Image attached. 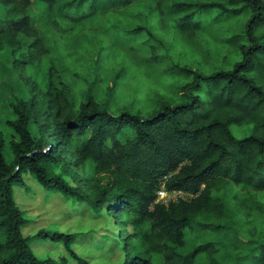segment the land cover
I'll list each match as a JSON object with an SVG mask.
<instances>
[{"label":"trees","instance_id":"16d2710c","mask_svg":"<svg viewBox=\"0 0 264 264\" xmlns=\"http://www.w3.org/2000/svg\"><path fill=\"white\" fill-rule=\"evenodd\" d=\"M0 4V54L10 49L16 64L33 72L48 66L56 104L46 136L48 124L37 135L32 129L40 124L35 96L14 103L16 118L7 121L18 136L12 163L0 138V264H67L39 258L34 238L62 241L78 264H91L71 250L70 234H24L28 221L14 186L25 184L26 172L118 219L125 258L117 264H222L243 245L249 252L229 264H264V240L215 236L233 226V200L264 213V201L254 198L264 194V0ZM179 41L187 53L175 56ZM132 65L135 72L161 68L184 77L185 100H166L148 117L113 114L97 103L99 84L110 79L105 90L113 98ZM85 68L95 69L94 79L79 78ZM41 87L33 91L45 97ZM232 125L246 134L235 135ZM163 183L190 197L156 203ZM237 190L249 196L239 198Z\"/></svg>","mask_w":264,"mask_h":264},{"label":"rangeland","instance_id":"374dc122","mask_svg":"<svg viewBox=\"0 0 264 264\" xmlns=\"http://www.w3.org/2000/svg\"><path fill=\"white\" fill-rule=\"evenodd\" d=\"M1 8L0 16L5 15ZM169 38L173 39L170 33ZM183 51L187 53V49H184L182 42L179 41L175 56H180ZM16 57L17 54L14 55L10 49L0 54V138L3 140V154L9 163L15 159L12 142L18 140L17 134L7 123L9 119L16 118L13 111L14 103L19 99L29 101L35 96L37 106L34 110L40 121L36 128L35 126L32 127L36 135L38 128L45 124L49 125V131L45 135H49L53 128L52 121L56 111V104L53 105L51 102L53 95L47 79L48 66H43L37 72L34 69L35 72H33V68L18 66L14 61ZM130 67V74L121 81L118 92L113 98H110L105 90L106 85L111 83L110 79L107 83L104 81L99 84L100 89L96 101L113 114L129 111L148 117L154 114L166 100L173 105L185 100L184 96L181 95L183 91L181 86L186 82L184 77L167 75L161 68L151 70L150 74H146L141 71L135 72V65ZM62 74L71 75L69 71H63ZM79 78L94 79L95 69L85 68ZM68 79L71 81L74 77L71 76ZM79 81L81 80L79 79ZM34 85L42 86L41 89L46 92V96L43 97L44 94H39L37 90L34 92ZM52 105L53 111H51ZM241 128L243 127L237 125L231 127L234 134L239 137L246 134L245 130H241ZM77 171L80 176L79 168ZM24 179V185L15 184L14 198L28 221L23 228L25 235L34 236L41 229L63 232L73 237L70 245L71 250L91 264H117L123 261L125 258V251L122 250L124 242L118 237L123 228L117 218H114L117 221L115 222L105 209H95L80 197L67 196L61 192L45 188L30 172L25 173ZM235 192H239V198L249 196L243 190ZM254 198L264 201V194ZM235 202L236 200H233L234 207L237 209H234L233 226L227 230H222L215 236L232 242L237 240L240 244L246 243L252 238L264 240V213L257 210L248 211ZM128 231L132 232V226L127 228ZM192 244L193 235L188 239V248H191ZM249 245L252 246V244ZM246 246L243 245L242 248L233 246L232 253L227 260L221 258L222 264H229L235 256L247 254L249 250L247 251ZM31 247L41 259L51 257L65 261L67 264H78L70 256L69 250L62 241H54L50 238L41 240L34 238ZM228 250L229 248L225 252Z\"/></svg>","mask_w":264,"mask_h":264},{"label":"built area","instance_id":"2783aa9c","mask_svg":"<svg viewBox=\"0 0 264 264\" xmlns=\"http://www.w3.org/2000/svg\"><path fill=\"white\" fill-rule=\"evenodd\" d=\"M157 200L156 203L160 202L169 206L171 203L177 202L180 198H189L190 195H187L185 192L180 190H168L163 183L161 188L157 191Z\"/></svg>","mask_w":264,"mask_h":264}]
</instances>
